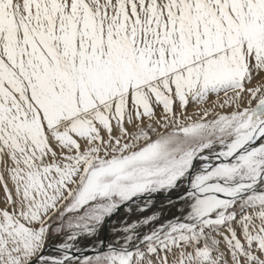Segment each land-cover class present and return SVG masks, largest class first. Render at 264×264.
Returning a JSON list of instances; mask_svg holds the SVG:
<instances>
[{"label":"snow or ice","instance_id":"obj_1","mask_svg":"<svg viewBox=\"0 0 264 264\" xmlns=\"http://www.w3.org/2000/svg\"><path fill=\"white\" fill-rule=\"evenodd\" d=\"M0 264H264V0H0Z\"/></svg>","mask_w":264,"mask_h":264},{"label":"bare ground","instance_id":"obj_2","mask_svg":"<svg viewBox=\"0 0 264 264\" xmlns=\"http://www.w3.org/2000/svg\"><path fill=\"white\" fill-rule=\"evenodd\" d=\"M161 203V200L160 199H157L155 205L153 206V208L149 209L147 213H143V214H135L131 217V219H136L138 216H142V215H147V214H150L151 212L157 210V208L159 207ZM119 218V217H117Z\"/></svg>","mask_w":264,"mask_h":264}]
</instances>
